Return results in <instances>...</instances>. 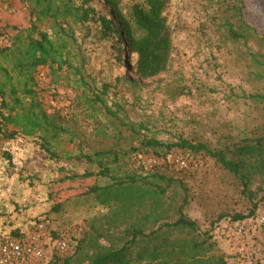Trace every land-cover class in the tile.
<instances>
[{
    "label": "rangeland",
    "instance_id": "1",
    "mask_svg": "<svg viewBox=\"0 0 264 264\" xmlns=\"http://www.w3.org/2000/svg\"><path fill=\"white\" fill-rule=\"evenodd\" d=\"M242 1L244 21L264 38V0ZM32 4L33 0H0V26L10 23L29 28ZM120 8L125 16L129 15L127 0H121ZM167 18L175 47L171 66L166 74L148 81L138 80L129 68L119 67L117 51L110 44L94 45L92 36L84 40L86 29H76L81 51L91 67L100 72L99 78L114 85L109 91V105H120L130 121L145 127L139 139L153 137L166 144H175L179 139L215 144L223 137L250 136V131L264 125V107L249 98L257 92L264 93V74L251 60L252 54H264V43L246 32H242L243 39H232L226 23L241 29L221 0H171ZM39 28L51 34L47 22ZM94 32L95 28H90L89 33ZM0 63L8 66L1 59ZM116 78L131 79L133 85L114 84ZM36 82L43 109L67 120L72 136L53 144L58 161L41 151L36 139L17 136L5 140L0 136V236L19 232L27 237L38 222H43L51 240L45 246V264L52 257H58L61 264L73 256L79 243L86 245L89 239L95 240L93 226L101 231L108 224L119 225L111 229L112 237L108 235L114 239L121 235L123 226L140 218V214L131 217L110 212L93 197H75L95 183H104L95 177L61 182L67 175L96 172L80 155L114 146L126 153L120 177H144L147 172L138 161L152 154L134 152L139 139L117 123L112 128L100 117V125L86 120L71 105L72 88L54 86L45 70L38 72ZM69 84L72 86V82ZM179 155L193 170L181 171L168 163L156 171L167 168L166 177L171 179L168 186H172L169 195L175 189L180 198L187 196L184 214L196 223L199 234L210 237L213 252L228 264H264V202L250 215L249 200L229 174L204 155L186 156L173 148L164 157L171 161ZM257 187L255 183L251 191ZM239 214L246 218L233 222V216ZM62 238L69 240L66 254H59L53 247ZM100 243L106 244L103 240Z\"/></svg>",
    "mask_w": 264,
    "mask_h": 264
},
{
    "label": "trees",
    "instance_id": "2",
    "mask_svg": "<svg viewBox=\"0 0 264 264\" xmlns=\"http://www.w3.org/2000/svg\"><path fill=\"white\" fill-rule=\"evenodd\" d=\"M221 1L241 29H235L234 23H226L232 39L239 41L244 38L242 32H246L264 43L256 29L244 21L242 0ZM127 2L130 12L125 16L120 8L121 0H98V3L96 0H33L28 14L29 28L21 29L10 23L0 26L3 41L0 59L8 65L0 63V136L3 139L14 140L17 136L36 139L40 150L58 161L53 144L62 137L72 136L67 120L59 113L49 115L43 109L36 91V75L40 70L46 71L54 86L72 88L71 105L86 120L100 125V117L107 121V126L115 128L117 123L137 140L140 138L145 127L130 121L120 105H109V91L114 85L99 78L100 72L91 67L76 36V29L80 27L88 31L84 40L92 36L94 45L110 44L117 51L119 67L129 68L138 80L148 81L166 74L175 50L167 18L171 0ZM44 22L48 23L51 34L39 28ZM92 27L95 28L93 35L89 33ZM251 60L264 74V54H252ZM117 83L133 85L126 78H116L114 84ZM249 98L264 107V93L257 92ZM138 145L134 152L157 157L168 155L173 148L182 150L186 156L204 155L242 188L241 194L252 206L250 215L264 202V125L250 131V136L223 137L215 144L186 139L166 144L153 137H142ZM125 155L114 146L92 155L82 154L80 159L96 172L67 175L61 182L100 178L103 185L95 183L75 197H93L110 212L131 217L140 214V218L123 226L115 240L111 239V229L119 225L108 224L101 231L93 226L95 240L89 239L87 248L79 243L73 256L66 257L61 264H228L213 252L210 237L199 234L196 223L184 214L187 196L180 198L175 189L173 195L168 194L172 186H168L171 179L166 177L167 168L147 172L144 177L128 174L123 178L119 173ZM6 159L10 160V155L6 154ZM255 183L258 187L251 191ZM258 193H261L259 199ZM245 218L234 215L232 221ZM15 236L24 234L15 232L0 238ZM62 239L67 241L69 250V240ZM59 263L58 257H52L48 264Z\"/></svg>",
    "mask_w": 264,
    "mask_h": 264
},
{
    "label": "built area",
    "instance_id": "3",
    "mask_svg": "<svg viewBox=\"0 0 264 264\" xmlns=\"http://www.w3.org/2000/svg\"><path fill=\"white\" fill-rule=\"evenodd\" d=\"M1 44L3 41L0 40ZM138 162L139 167L146 172L154 171L168 163L181 171L193 170L182 155L171 161L164 156L151 155L140 159ZM261 224H264V221H261ZM241 231L242 228L240 233ZM50 242L51 240L47 237L46 225L43 222L35 225L32 234L27 237L0 238V264H45L47 257L45 246ZM53 247L59 254L68 252V243L64 239L55 241Z\"/></svg>",
    "mask_w": 264,
    "mask_h": 264
}]
</instances>
